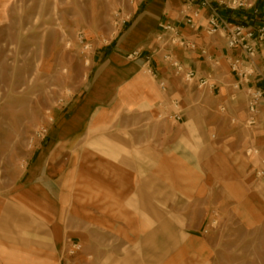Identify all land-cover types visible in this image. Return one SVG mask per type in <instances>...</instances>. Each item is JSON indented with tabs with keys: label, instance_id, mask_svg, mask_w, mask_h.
<instances>
[{
	"label": "crops",
	"instance_id": "crops-1",
	"mask_svg": "<svg viewBox=\"0 0 264 264\" xmlns=\"http://www.w3.org/2000/svg\"><path fill=\"white\" fill-rule=\"evenodd\" d=\"M180 10V0H136L94 54L85 90L33 145L19 182L0 192V264H210L212 234L229 215L255 227V165L248 177L233 153L264 145V97L257 126L245 127V89L226 62L235 53L203 21L181 22ZM163 20L195 44L167 50L206 86L162 60ZM256 62L264 65V43ZM252 85L264 88L255 77ZM73 243L80 249L69 256Z\"/></svg>",
	"mask_w": 264,
	"mask_h": 264
},
{
	"label": "rangeland",
	"instance_id": "rangeland-1",
	"mask_svg": "<svg viewBox=\"0 0 264 264\" xmlns=\"http://www.w3.org/2000/svg\"><path fill=\"white\" fill-rule=\"evenodd\" d=\"M0 2V192H9L26 173L33 145L85 90L94 54L123 28L114 22L128 17L136 0ZM255 145V159L245 148L233 153L248 177L264 158L263 143ZM242 221L251 224L229 215L212 234L210 264H264V174L255 175V227L243 228Z\"/></svg>",
	"mask_w": 264,
	"mask_h": 264
},
{
	"label": "built area",
	"instance_id": "built-area-1",
	"mask_svg": "<svg viewBox=\"0 0 264 264\" xmlns=\"http://www.w3.org/2000/svg\"><path fill=\"white\" fill-rule=\"evenodd\" d=\"M134 0H129L132 3ZM181 22L191 29H196L198 21H203V31L208 36L222 34L225 39V48L235 54L226 57L230 73L237 79L239 86L244 87L246 118L245 127L254 128L258 124V107L264 97V88L252 85V78H258L264 83V65H257V45L264 43V0H180ZM117 19V26H123L127 21ZM155 40L159 45L162 60L168 63L176 75H181L185 82L196 81L197 87L207 85L203 77L196 78L192 70H184L178 60L167 50L168 47H180L194 50L195 44L181 35L177 25L163 20L158 24ZM203 54L204 51L200 50ZM140 51L129 54L128 58L137 59ZM218 65L217 61L213 62ZM159 88L165 91V85L159 83ZM175 109L173 118L180 120L181 111L176 101H170ZM45 129L36 133V137L44 138ZM258 148L249 147L245 150L246 156H257ZM262 167L255 170V175L264 174V158ZM214 224V223H213ZM80 249L77 243L71 244L67 250L69 256H73Z\"/></svg>",
	"mask_w": 264,
	"mask_h": 264
}]
</instances>
